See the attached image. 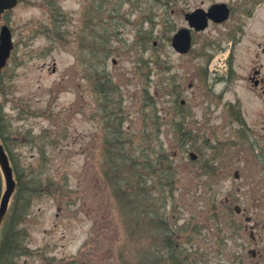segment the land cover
<instances>
[{"label": "rangeland", "instance_id": "rangeland-1", "mask_svg": "<svg viewBox=\"0 0 264 264\" xmlns=\"http://www.w3.org/2000/svg\"><path fill=\"white\" fill-rule=\"evenodd\" d=\"M221 2L235 7L233 19L194 33L188 55L174 50L185 14ZM5 24L15 48L0 74L1 142L18 193L0 255L14 229V264H142L145 251L164 246L147 219L125 222L110 187L104 140L114 113L126 152L141 162L162 150L175 170L174 185L156 183L162 174L149 184L177 264H264V98L247 79L264 48V0H19ZM232 24L246 31L229 34ZM233 40L242 80L229 77ZM180 122L193 137L185 145ZM15 206L23 213L13 228Z\"/></svg>", "mask_w": 264, "mask_h": 264}, {"label": "trees", "instance_id": "trees-1", "mask_svg": "<svg viewBox=\"0 0 264 264\" xmlns=\"http://www.w3.org/2000/svg\"><path fill=\"white\" fill-rule=\"evenodd\" d=\"M126 1L129 3L133 2V0ZM162 1L170 2L172 0H155L157 3ZM102 92H106V101L110 102V96L108 95L109 92ZM183 109L184 108L181 106L180 112L182 114H184ZM108 117V125L111 129V132L108 137L105 138L104 145L107 147V155L110 156L109 164L111 174L107 172L106 176L109 178L110 187L116 191V196L118 195L119 197V209H121L122 214H124L125 222L127 224H129V221L133 224L138 223L137 217L139 215V219L142 217L149 221L147 224L154 225L157 230V234L160 233L159 235L164 240V246L152 247V249L143 253L141 257L143 260L142 264H163V256H165L163 254V249L168 252L167 256L168 260L170 261L169 264H177L179 260V249L176 247V244L173 241V232L169 226V222L167 223V220L164 218V216L160 215L159 210L157 208L155 209L156 200L153 198L154 191H152V189L155 188L156 183L161 186L174 185L172 177L175 174V170L172 166V163L170 164L169 162V156L166 155L162 150H159L155 161L151 160L148 156L143 157L144 161L139 162L135 155L129 154L125 151L129 136H125L126 133L122 130L124 119L115 117L114 113H109ZM115 118L119 121V123L117 126H114L115 128H113L111 123L113 124ZM183 123L184 122L179 123L178 132L180 134V142L185 145L191 141L193 137L190 135V132L185 131L183 128ZM157 130L159 133L160 129L158 128ZM3 135V128L0 126V136L5 141ZM130 143L133 144L132 142ZM143 152H147V150H143ZM157 166L160 168H157ZM207 168L210 170V172H214V168H212V166L207 165L205 168L202 167V169L205 171ZM153 174H162L164 177L159 178L158 182L150 185L149 181ZM111 175H113V177ZM170 178L172 180L168 182L167 180ZM19 186L23 185H21L19 182ZM11 211L12 216L14 217L12 220V227L15 228L19 222V217L17 216L18 214L23 213V211L19 210L18 206L12 208ZM19 236L20 230L16 231V229H14V232H10L8 235H6V239H4L5 244L1 250L0 264H14L13 259L15 254L13 252L17 251V241ZM126 263L133 264V262H130V260Z\"/></svg>", "mask_w": 264, "mask_h": 264}, {"label": "water", "instance_id": "water-1", "mask_svg": "<svg viewBox=\"0 0 264 264\" xmlns=\"http://www.w3.org/2000/svg\"><path fill=\"white\" fill-rule=\"evenodd\" d=\"M18 3V0H0V17L2 13L7 9L14 8ZM208 17L217 21H224L228 18V10L225 5H215L210 10L209 14H205L203 11L197 10L193 13L187 14L186 18L190 23L191 28H195L197 31L203 30L208 24ZM220 17V18H217ZM173 47L180 53L186 54L192 47V36L190 29H181L178 31L172 39ZM14 48L12 41V33L8 26H4L0 34V71L6 66L7 61ZM193 160L197 159V156L191 153ZM0 170L5 180V191L3 193L0 203V231L10 208L12 199L16 193L17 183L14 178L13 168L10 164L9 157L5 152L3 145L0 143ZM236 211L240 213V208H236Z\"/></svg>", "mask_w": 264, "mask_h": 264}, {"label": "flooded vegetation", "instance_id": "flooded-vegetation-1", "mask_svg": "<svg viewBox=\"0 0 264 264\" xmlns=\"http://www.w3.org/2000/svg\"><path fill=\"white\" fill-rule=\"evenodd\" d=\"M224 3V2H222ZM228 8L230 10V17L228 21H225L224 23H210L209 26L207 27V29L205 31L200 32L201 33H205L208 28L210 27L211 24H214L215 26H224L226 24H228L234 16L235 11V7H232V4H227ZM198 9H204L199 7ZM209 8L205 9V10H209ZM246 26H242L240 24V26L237 28L235 27L234 24H232L231 26H229V28L227 29L228 33L231 34V32L233 33L234 30H236L235 32H242L243 29L246 31ZM238 29V30H237ZM249 29V28H248ZM220 35V33H218ZM259 47H262V43L258 45ZM235 47H236V41L233 40L232 44H231V48H230V60L229 63L232 64L230 70H229V77L231 80H242V76L240 75V73L238 72V70L236 69V67L234 66V61H236L235 57L237 56L236 51H235ZM221 50L223 47H220ZM225 49V48H224ZM247 79L248 82L250 83L251 88L253 89L252 91L254 92L255 90H257V95L261 96L264 98V48H261V51H254L253 55L250 58V66H249V72L247 75ZM235 104L238 105V102L236 101ZM237 105H233V106H237ZM235 112V110H234ZM253 238L255 239L254 234H252Z\"/></svg>", "mask_w": 264, "mask_h": 264}]
</instances>
